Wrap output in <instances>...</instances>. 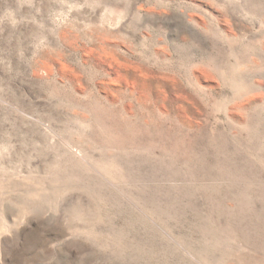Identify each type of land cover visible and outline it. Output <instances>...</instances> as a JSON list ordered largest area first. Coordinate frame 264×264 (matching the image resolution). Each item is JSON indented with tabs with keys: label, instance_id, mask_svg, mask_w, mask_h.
<instances>
[{
	"label": "rangeland",
	"instance_id": "obj_1",
	"mask_svg": "<svg viewBox=\"0 0 264 264\" xmlns=\"http://www.w3.org/2000/svg\"><path fill=\"white\" fill-rule=\"evenodd\" d=\"M0 264H264V0H0Z\"/></svg>",
	"mask_w": 264,
	"mask_h": 264
}]
</instances>
